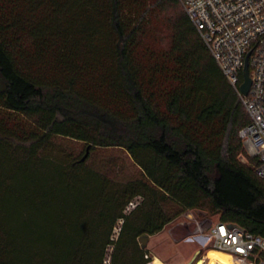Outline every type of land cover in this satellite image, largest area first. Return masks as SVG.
<instances>
[{"label":"trees","instance_id":"1","mask_svg":"<svg viewBox=\"0 0 264 264\" xmlns=\"http://www.w3.org/2000/svg\"><path fill=\"white\" fill-rule=\"evenodd\" d=\"M249 121L179 0H0V264H105L109 246V264H148L139 238L193 209L264 237ZM55 137L86 159L123 148L140 176Z\"/></svg>","mask_w":264,"mask_h":264},{"label":"built area","instance_id":"2","mask_svg":"<svg viewBox=\"0 0 264 264\" xmlns=\"http://www.w3.org/2000/svg\"><path fill=\"white\" fill-rule=\"evenodd\" d=\"M179 2L250 117L240 131L246 151L241 160L258 159L256 173L264 177V0ZM245 67L250 79L247 93L241 89ZM189 216L196 222L194 232L204 233L213 248L228 252L231 264H264L263 236L221 221L204 228L190 212Z\"/></svg>","mask_w":264,"mask_h":264},{"label":"rangeland","instance_id":"3","mask_svg":"<svg viewBox=\"0 0 264 264\" xmlns=\"http://www.w3.org/2000/svg\"><path fill=\"white\" fill-rule=\"evenodd\" d=\"M155 23L159 25L160 29H163L164 34L168 32L165 18H158ZM54 143L61 147L68 159H76L84 155L88 145L85 142L64 137H55ZM85 167L106 174L117 182L128 181L140 176L138 167L130 155L125 149L119 147H94L90 149ZM141 199L140 196L135 197L125 211L128 213ZM189 212L195 217L194 220L202 224L204 228L210 223L218 222V215L208 213L205 210L184 211L169 222L162 231L150 235L145 241L144 248L147 250L151 264H198V261L202 260L209 249L213 248L208 243L204 233L194 232L196 222L193 219L190 220ZM122 222L123 220L120 219L115 224L111 234L112 239L117 238ZM143 242L144 239L140 243ZM112 250L113 247L109 246L104 260L105 264H109ZM204 264L210 263L207 261Z\"/></svg>","mask_w":264,"mask_h":264},{"label":"bare ground","instance_id":"4","mask_svg":"<svg viewBox=\"0 0 264 264\" xmlns=\"http://www.w3.org/2000/svg\"><path fill=\"white\" fill-rule=\"evenodd\" d=\"M231 255L223 250L212 248L209 252L203 256L202 260H199V264H204L209 261L210 264H231Z\"/></svg>","mask_w":264,"mask_h":264},{"label":"water","instance_id":"5","mask_svg":"<svg viewBox=\"0 0 264 264\" xmlns=\"http://www.w3.org/2000/svg\"><path fill=\"white\" fill-rule=\"evenodd\" d=\"M244 75H245V80L241 85V89L244 93H247L249 86H250V79H249L248 74H247V67H245V69H244ZM88 149H89V147H87L86 153L84 154V156H82L81 161H84L86 159V157L88 155ZM148 237H149L148 235H143L139 238L140 242L144 239V242L141 243L142 247H145V245H146L145 241L148 239ZM199 263H200V261H198V264Z\"/></svg>","mask_w":264,"mask_h":264}]
</instances>
